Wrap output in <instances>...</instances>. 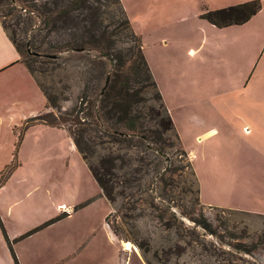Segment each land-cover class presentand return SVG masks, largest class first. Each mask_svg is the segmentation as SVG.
I'll use <instances>...</instances> for the list:
<instances>
[{
  "label": "rangeland",
  "instance_id": "obj_1",
  "mask_svg": "<svg viewBox=\"0 0 264 264\" xmlns=\"http://www.w3.org/2000/svg\"><path fill=\"white\" fill-rule=\"evenodd\" d=\"M25 2L30 1L0 0V24L49 100L43 113L68 112L82 95L93 101L104 84V71L110 69L107 60L99 65L54 48L48 53L59 54L57 58L25 52L26 42L44 32L40 19L21 7ZM238 2L119 0L165 109L185 139L176 141L171 131L159 139L148 131L158 128L148 112L157 103L150 87L141 88L139 94L150 99L133 105L131 114L142 116L150 146L160 147L164 155L147 149L139 138L95 145L96 154L112 152L122 159L114 165L116 183L108 200L65 128L39 126L36 116L27 118L31 122L20 124L15 140H9L7 154L15 149L16 162L9 159L0 166V264H264V214L200 201L199 186L210 185L208 193H214L212 186L220 190L231 182L215 178L212 183L201 171L200 140L192 138L195 133L199 137V130L193 127L190 134L184 121L186 110L198 112L200 101L214 91L201 83L200 59L206 55L199 41L209 25L199 15ZM116 9L114 4L104 7L102 17L105 30L113 33L112 53L128 45L123 16ZM64 32L46 38L58 44ZM214 55L207 63H215ZM203 222L210 224L209 230ZM123 242L132 250L124 249Z\"/></svg>",
  "mask_w": 264,
  "mask_h": 264
},
{
  "label": "crops",
  "instance_id": "obj_2",
  "mask_svg": "<svg viewBox=\"0 0 264 264\" xmlns=\"http://www.w3.org/2000/svg\"><path fill=\"white\" fill-rule=\"evenodd\" d=\"M208 25L199 41L206 55L200 59L201 83L214 86V91L200 101L198 112L186 110L184 121L190 134L193 127L199 130V137L195 133L192 138L200 140L201 171L210 182L225 180L231 187L212 186L214 193H208L210 185L203 187L205 192L199 186V198L207 206L264 214V0L243 23ZM187 51L192 53L193 48ZM213 55L215 63H207ZM46 110L44 95L0 24V161L6 160L0 166L9 159L16 162L15 149L7 154L15 129ZM177 135L182 143L185 137Z\"/></svg>",
  "mask_w": 264,
  "mask_h": 264
},
{
  "label": "trees",
  "instance_id": "obj_3",
  "mask_svg": "<svg viewBox=\"0 0 264 264\" xmlns=\"http://www.w3.org/2000/svg\"><path fill=\"white\" fill-rule=\"evenodd\" d=\"M29 1L28 4L25 2L26 6L21 7L26 8L30 14L40 19L44 32L36 33L26 42L25 52L30 54L33 51L29 48H33L36 55L43 56L44 53L55 54L48 53L49 49L54 48L56 53L65 52L69 55H78L99 65L104 58L110 66L108 71H104V84L95 93L93 101L86 100V96L82 95L70 111L59 112L57 115L40 113L36 118L46 125L65 128L101 194L111 200L114 183H116L114 165L121 158L112 152L96 154L95 145L129 142L134 138H139L142 143H145L147 149L156 152L159 156L164 155L160 147L150 146L149 140L152 138L144 133L143 122L140 121L142 116L131 114L133 105L145 103L150 99L139 94L141 88L150 87L153 94L151 98L157 103V109L148 107V112L156 120L155 124L158 128L148 131L154 133L159 139L165 131H171L175 140L178 141L172 120L165 109L142 54L140 40L130 29L119 0H42L38 4L33 0ZM110 4H114L116 11L123 16L121 24L127 31L126 41L128 43L124 50H117L114 53H112L114 44L111 39L113 33L106 31L102 25L103 14L107 12L104 7ZM258 9L259 0H247L205 10L199 16L216 27H222L243 23ZM62 31H65V36L61 37L63 40H60L58 44H51L46 38L52 32L61 35ZM8 37L20 54L13 38ZM143 82L144 85L140 88L133 86L134 83L142 84ZM45 98L49 102L47 96ZM138 117L139 123L137 122ZM179 154L185 155V151L180 148ZM90 157H95L94 162L89 161ZM202 226L209 230L210 224L203 222ZM113 231L115 232L114 229ZM262 233L264 235V231Z\"/></svg>",
  "mask_w": 264,
  "mask_h": 264
},
{
  "label": "water",
  "instance_id": "obj_4",
  "mask_svg": "<svg viewBox=\"0 0 264 264\" xmlns=\"http://www.w3.org/2000/svg\"><path fill=\"white\" fill-rule=\"evenodd\" d=\"M75 50H80V49H75ZM27 51L29 52L28 49H27ZM30 54L36 55V53H34V52H30ZM43 56L48 57V58H55L56 54H44ZM106 81H107V78L105 79V83H106Z\"/></svg>",
  "mask_w": 264,
  "mask_h": 264
},
{
  "label": "bare ground",
  "instance_id": "obj_5",
  "mask_svg": "<svg viewBox=\"0 0 264 264\" xmlns=\"http://www.w3.org/2000/svg\"><path fill=\"white\" fill-rule=\"evenodd\" d=\"M123 245H124V249H126V250H132V246H131V244L128 242V243H124L123 242ZM136 250V249H135Z\"/></svg>",
  "mask_w": 264,
  "mask_h": 264
}]
</instances>
